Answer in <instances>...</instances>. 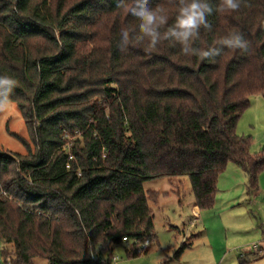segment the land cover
I'll return each instance as SVG.
<instances>
[{
	"label": "trees",
	"instance_id": "obj_1",
	"mask_svg": "<svg viewBox=\"0 0 264 264\" xmlns=\"http://www.w3.org/2000/svg\"><path fill=\"white\" fill-rule=\"evenodd\" d=\"M176 2L150 6L171 16ZM217 2L194 46H218L239 31L248 49L201 60L167 42L120 51L119 33L132 18L118 0H0V74L18 80L11 103L26 124L36 122L33 151L25 145L18 165L0 154L5 261L101 264L119 245L138 257L134 242L155 240L157 196L147 182L185 177L193 206L207 211L218 177L234 164L246 197L256 192L264 146L251 152L236 124L249 97L264 95V0H240L227 12L215 11Z\"/></svg>",
	"mask_w": 264,
	"mask_h": 264
},
{
	"label": "rangeland",
	"instance_id": "obj_2",
	"mask_svg": "<svg viewBox=\"0 0 264 264\" xmlns=\"http://www.w3.org/2000/svg\"><path fill=\"white\" fill-rule=\"evenodd\" d=\"M35 123V120L31 119L26 124L14 103H10L7 109L0 110V154L9 157L15 162V164L11 165V168L18 165L20 161L19 157L24 158L26 156L25 145L29 146L31 151H33L32 143L34 141L29 129L30 127H35ZM236 134L239 137L248 139L250 143H255L251 152H258L264 146V95L254 94L249 97L248 108L241 114L237 121ZM78 135L75 134V137ZM66 139V143H69L72 137L68 134L66 135ZM180 180L182 182H174L172 187L178 188V192L181 194L184 184L183 205H166L163 199H158L154 203L151 202L150 207L155 206V208H159V212H157L158 210L153 211L154 217L152 224L155 236L154 242L148 250L136 258H129L122 245L114 247L111 254L113 258L117 259V264H219V261H214L210 255L203 230L198 226L194 228L188 227L187 219L190 217L189 204L192 201V195L188 180L185 177ZM165 183V179L150 183L147 182L144 188L150 190L155 188L161 191ZM252 210L254 212L257 209L252 208ZM246 226V223H239L236 227L239 231L245 232ZM177 229L179 231L184 229V235L181 232H177ZM243 235L240 238H245ZM184 238H191V243L189 247L176 254L184 242ZM185 241L188 242V240ZM5 249L7 253L11 252L10 246H5ZM232 253L236 254V256L240 254L238 251L234 252L233 250ZM106 256L104 255L102 257L101 264H111L106 260ZM161 257L163 258L162 260ZM259 258L253 264H264L263 255ZM6 260L9 262L8 259ZM32 262L33 264H48L45 260L38 258L33 259ZM220 264H228V262H222ZM235 264H239V261Z\"/></svg>",
	"mask_w": 264,
	"mask_h": 264
},
{
	"label": "crops",
	"instance_id": "obj_3",
	"mask_svg": "<svg viewBox=\"0 0 264 264\" xmlns=\"http://www.w3.org/2000/svg\"><path fill=\"white\" fill-rule=\"evenodd\" d=\"M254 145L255 143H250V151L253 150ZM165 182L161 191L155 188L152 190L156 193V202L158 199H163L166 205H183L184 184L181 194L178 192V188L172 187L174 182L182 181L172 178L165 179ZM216 190L214 205L210 210L199 211L193 206V200L190 202L188 227L198 226L203 230L210 255L214 261H219V264L222 262L235 264L239 260L238 258L244 255L256 254L258 258L250 263L253 264L260 259V256L264 257V171L257 178L256 192L248 198L242 172L234 164H227L224 172L217 179ZM252 208L257 210L253 212ZM158 209L155 206L150 207L152 217H154L153 211ZM239 223L247 224L245 232L237 229L236 226ZM176 231L184 235V229ZM240 234H244L245 238H240ZM185 240L184 242L191 243V238ZM232 250L238 251L239 256L232 253Z\"/></svg>",
	"mask_w": 264,
	"mask_h": 264
},
{
	"label": "clouds",
	"instance_id": "obj_4",
	"mask_svg": "<svg viewBox=\"0 0 264 264\" xmlns=\"http://www.w3.org/2000/svg\"><path fill=\"white\" fill-rule=\"evenodd\" d=\"M118 6L132 18L130 26L119 33L118 47L122 52H126L130 45L155 49L162 42H167L172 47H178L182 55L212 60L223 49L241 52L248 49V43L239 31L221 36L216 41L218 46H194L201 29L210 27L207 18L214 11L211 0H177L171 16L159 5L150 6V0H118ZM239 6L240 0H218L215 11H234ZM17 86L15 77L0 74V110L10 105V95Z\"/></svg>",
	"mask_w": 264,
	"mask_h": 264
},
{
	"label": "built area",
	"instance_id": "obj_5",
	"mask_svg": "<svg viewBox=\"0 0 264 264\" xmlns=\"http://www.w3.org/2000/svg\"><path fill=\"white\" fill-rule=\"evenodd\" d=\"M69 146H70V143H66V144H65V147H66L67 149L69 148ZM67 160H68V161H71V160H72V157H71V156H68ZM67 168H68V166H66V169H67ZM2 195H4V194H2ZM122 242H123V243H126L127 240H126L125 238H123V239H122ZM130 244H132V243H130ZM134 244L136 245L135 247L137 248V254L140 255V254H143V253L147 250V248H148L149 245H150V242H149V241H145V242H143L142 244H136V243L134 242ZM1 252H2V244L0 243V264H10V262H7V261H5V260L3 259V257H2V253H1ZM109 262H110L111 264H117V259L111 257V259L109 260Z\"/></svg>",
	"mask_w": 264,
	"mask_h": 264
}]
</instances>
